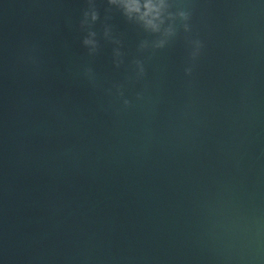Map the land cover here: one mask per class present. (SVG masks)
<instances>
[{
	"label": "water",
	"instance_id": "water-1",
	"mask_svg": "<svg viewBox=\"0 0 264 264\" xmlns=\"http://www.w3.org/2000/svg\"><path fill=\"white\" fill-rule=\"evenodd\" d=\"M144 11L0 0V264H264V0Z\"/></svg>",
	"mask_w": 264,
	"mask_h": 264
},
{
	"label": "clouds",
	"instance_id": "clouds-1",
	"mask_svg": "<svg viewBox=\"0 0 264 264\" xmlns=\"http://www.w3.org/2000/svg\"><path fill=\"white\" fill-rule=\"evenodd\" d=\"M125 6L129 12L140 13L143 9L145 10L143 13L145 17L155 13V18H159V13L164 6V0H158V2H154V0H145L143 4L141 0H125ZM149 23H152V21H149Z\"/></svg>",
	"mask_w": 264,
	"mask_h": 264
}]
</instances>
